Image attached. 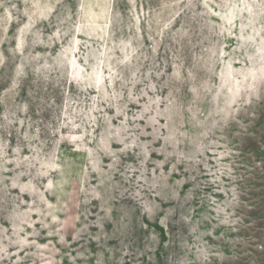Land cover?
I'll return each mask as SVG.
<instances>
[{
  "label": "rangeland",
  "instance_id": "1",
  "mask_svg": "<svg viewBox=\"0 0 264 264\" xmlns=\"http://www.w3.org/2000/svg\"><path fill=\"white\" fill-rule=\"evenodd\" d=\"M0 264H264V0H0Z\"/></svg>",
  "mask_w": 264,
  "mask_h": 264
}]
</instances>
